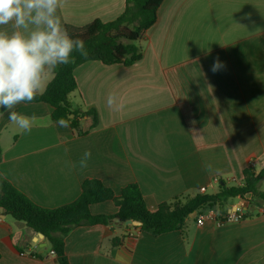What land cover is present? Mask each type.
Segmentation results:
<instances>
[{
	"label": "crops",
	"instance_id": "crops-1",
	"mask_svg": "<svg viewBox=\"0 0 264 264\" xmlns=\"http://www.w3.org/2000/svg\"><path fill=\"white\" fill-rule=\"evenodd\" d=\"M125 1L63 0L59 14L64 26L108 22ZM138 45L142 59L134 66L87 61L74 70L77 90L68 101L97 116L86 134L52 122L53 108L43 103L16 107L34 117L28 132L11 124L7 112L0 118V175L35 205L70 204L84 180L97 179L115 195L136 184L155 211L201 188L200 194L216 193L221 181L240 185L250 165L264 168V0H163ZM217 59L223 66L213 72ZM51 78L44 77L41 92ZM113 91L119 110L106 104ZM90 123L80 119V129ZM86 150L92 155L81 168ZM236 199L225 212L241 201L249 205L251 196ZM116 211L111 201L90 206L93 215ZM251 212L220 226L213 219L198 226L197 213L183 233L158 236L117 221L78 227L64 251L68 264H262L264 215L255 206ZM113 238L121 244L112 246ZM51 251L44 237L16 226L0 208V264H57Z\"/></svg>",
	"mask_w": 264,
	"mask_h": 264
},
{
	"label": "trees",
	"instance_id": "trees-1",
	"mask_svg": "<svg viewBox=\"0 0 264 264\" xmlns=\"http://www.w3.org/2000/svg\"><path fill=\"white\" fill-rule=\"evenodd\" d=\"M163 0H126L123 12L112 21L94 20L82 27L66 25L69 35L81 38L89 49L85 59L78 53H73L75 63L61 65L52 75L43 92L31 103H43L51 106V120L57 123L60 117L69 120V127L80 135L86 134L97 124L94 109L81 112L72 109L68 96L77 90L74 70L87 61H99L104 65L123 64L131 67L140 62L142 51L138 45L140 38L156 22L157 10ZM90 117L91 123L87 130L80 129L79 120ZM2 149L0 146V160ZM264 180V168L255 171L250 165L243 171L240 185L227 186L221 181L218 192L214 194H197L188 198L176 197L158 205L155 211L148 210L144 197L136 184H129L121 189L119 195L97 179H87L81 184L79 197L72 203L46 209L32 203L22 193L17 191L0 175V208L5 215L15 221L25 223L37 234H42L50 249L55 253L57 264H68L64 240L75 228L95 225H109L118 220L125 225L127 221L139 222L140 231L153 236L179 231L183 233L186 219L195 212L206 208L218 207L220 213H225L224 205L230 198L244 199L251 196L249 205L243 213L242 220L252 217L251 207L264 206V191L260 182ZM111 201L117 208L110 215H93L90 206ZM122 238H113L112 246L121 244ZM264 264V262H262Z\"/></svg>",
	"mask_w": 264,
	"mask_h": 264
},
{
	"label": "clouds",
	"instance_id": "clouds-1",
	"mask_svg": "<svg viewBox=\"0 0 264 264\" xmlns=\"http://www.w3.org/2000/svg\"><path fill=\"white\" fill-rule=\"evenodd\" d=\"M63 0H0V118L8 120L21 132H28L34 117L21 114L16 107L33 102L41 94L44 77L61 65L75 63L73 53L89 56L83 39L73 38L65 28L59 9ZM217 59L212 71L222 67ZM110 109L122 107L118 94L110 92L106 99ZM60 127H69V120L60 117ZM91 151L80 161L87 167ZM75 167V165H73Z\"/></svg>",
	"mask_w": 264,
	"mask_h": 264
},
{
	"label": "built area",
	"instance_id": "built-area-1",
	"mask_svg": "<svg viewBox=\"0 0 264 264\" xmlns=\"http://www.w3.org/2000/svg\"><path fill=\"white\" fill-rule=\"evenodd\" d=\"M205 188L200 189V193H204ZM247 202L241 201L238 205H235L233 209H230L225 213H216L215 211L209 209L204 214L199 213L197 215L196 223L198 226H201L206 220L213 219L215 223L220 226L226 223L239 222L242 220L243 213L247 209ZM205 211V210H203ZM259 213L264 215V206L259 208ZM51 255L55 256L53 251L50 252Z\"/></svg>",
	"mask_w": 264,
	"mask_h": 264
},
{
	"label": "rangeland",
	"instance_id": "rangeland-1",
	"mask_svg": "<svg viewBox=\"0 0 264 264\" xmlns=\"http://www.w3.org/2000/svg\"><path fill=\"white\" fill-rule=\"evenodd\" d=\"M68 100L69 101H72V103H73V98H72V96L70 95L69 97H68ZM260 189H262V190H264V180H262L261 182H260ZM212 193H214V189L213 188H210L208 191H207V194H212ZM237 203V199L236 198H230V199H228L227 201H226V204L227 205H233V204H236ZM214 210H215V212L217 211V207H214L213 208ZM213 209H211V210H213ZM205 211H199V212H195V214H192V215H190L187 219H186V222L187 223H192L193 222V220L195 219V216H196V214L197 213H202L203 212V214L207 211V210H209L208 208H206V209H204ZM213 210V211H214Z\"/></svg>",
	"mask_w": 264,
	"mask_h": 264
},
{
	"label": "water",
	"instance_id": "water-1",
	"mask_svg": "<svg viewBox=\"0 0 264 264\" xmlns=\"http://www.w3.org/2000/svg\"><path fill=\"white\" fill-rule=\"evenodd\" d=\"M118 222V220H116ZM15 225L18 226L20 225L21 227H24L25 223L23 222H20V221H15ZM125 225L127 227H131V226H140V223L139 222H135V221H127L125 223ZM39 237L43 238V235L42 234H37Z\"/></svg>",
	"mask_w": 264,
	"mask_h": 264
}]
</instances>
